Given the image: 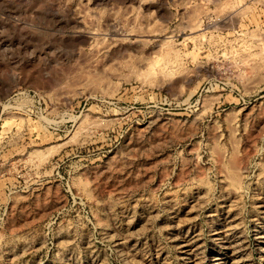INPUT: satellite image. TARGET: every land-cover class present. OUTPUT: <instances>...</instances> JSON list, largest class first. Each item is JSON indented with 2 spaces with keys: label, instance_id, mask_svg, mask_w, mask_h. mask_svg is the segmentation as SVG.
I'll return each mask as SVG.
<instances>
[{
  "label": "rangeland",
  "instance_id": "374dc122",
  "mask_svg": "<svg viewBox=\"0 0 264 264\" xmlns=\"http://www.w3.org/2000/svg\"><path fill=\"white\" fill-rule=\"evenodd\" d=\"M259 246L264 0H0V264Z\"/></svg>",
  "mask_w": 264,
  "mask_h": 264
},
{
  "label": "bare ground",
  "instance_id": "6f19581e",
  "mask_svg": "<svg viewBox=\"0 0 264 264\" xmlns=\"http://www.w3.org/2000/svg\"><path fill=\"white\" fill-rule=\"evenodd\" d=\"M231 8H233V7H231ZM232 10V9H231ZM231 10H230V12H231ZM232 11H234V10H232ZM230 12H228V13H230ZM232 14H233V12H231ZM235 13V12H234ZM235 15V14H234ZM90 34H92V33H90ZM33 82V81H32ZM35 82V81H34ZM33 84V83H32ZM36 85V84H35ZM263 252H264V248H263V246H259V248H258V250H257V254L258 255H260V254H263ZM262 256V255H261ZM213 263H215V261H216V258L215 257H213V260H211ZM219 262V261H218ZM221 262H223V261H221ZM220 262V263H221ZM212 264V263H211ZM224 264V263H223Z\"/></svg>",
  "mask_w": 264,
  "mask_h": 264
}]
</instances>
